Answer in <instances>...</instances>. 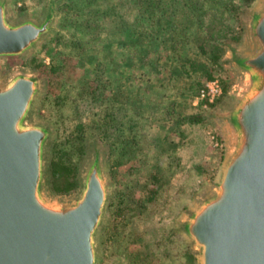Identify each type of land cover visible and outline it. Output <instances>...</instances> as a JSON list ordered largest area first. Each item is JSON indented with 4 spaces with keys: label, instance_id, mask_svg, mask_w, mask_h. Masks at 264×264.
Returning a JSON list of instances; mask_svg holds the SVG:
<instances>
[{
    "label": "rangeland",
    "instance_id": "1",
    "mask_svg": "<svg viewBox=\"0 0 264 264\" xmlns=\"http://www.w3.org/2000/svg\"><path fill=\"white\" fill-rule=\"evenodd\" d=\"M0 2L6 4L13 24L27 21L43 24L54 16L49 33L27 54L0 60L2 84L7 85L20 76L33 77L39 84L26 124L49 132L44 149V200L59 208L75 206L83 196L87 176L98 159L110 201L96 237L97 264H201L200 254L187 233V224L216 194L226 163L236 149L237 135L232 118L252 83L238 60L250 50L249 31L262 0H231L236 9L222 18V24L219 21L221 32L212 33L216 39L229 38L224 57L213 72L214 78L222 81L225 91L222 98L205 111L195 109L194 103L187 108L189 98L212 81L203 71L192 75L196 84L189 92L185 90L187 80L183 76L179 88L184 90L181 92L186 98L178 110L172 105L181 98V92L169 79L170 59L174 53L195 59L197 49L192 39L182 41L176 52L162 45L163 40H160L161 48L150 54L151 66H127L134 51L126 44L130 37L128 29L137 19L131 0H102V11L116 8L118 18L126 16L127 23L101 19L96 13L98 8L91 5L94 0ZM70 3H78L79 9L67 7ZM91 10L94 11L90 14ZM218 10L217 5L212 9L216 19L221 17ZM71 22L78 23L71 25ZM211 23H214L213 18ZM230 28L237 32V37H227ZM98 73H103L100 84L96 81ZM98 84L102 103L93 102L91 96L83 94L84 89L94 90ZM113 85H124L119 92L121 95L122 92L133 93L142 98L140 109L138 105L127 104L124 97L112 89ZM137 109L142 110V115L135 114ZM106 111L116 113V120L122 121L129 115L139 121V128L134 131L138 139L135 147L131 149L118 143L116 137L104 135L100 125H94L101 122ZM183 113H199L204 119L184 123ZM126 121L124 131L130 138L132 130ZM119 158H123L124 165H115ZM54 165L70 168L69 180L76 177L79 187L68 194L55 193L57 187L67 185V176L62 172L55 178ZM152 176L158 177L157 184L151 181ZM153 189L159 190L157 199L147 203L146 209L128 212L119 225V233L107 244L108 226L115 213L112 205L118 193L134 191L136 201L145 203ZM138 235L140 239L134 242Z\"/></svg>",
    "mask_w": 264,
    "mask_h": 264
},
{
    "label": "water",
    "instance_id": "2",
    "mask_svg": "<svg viewBox=\"0 0 264 264\" xmlns=\"http://www.w3.org/2000/svg\"><path fill=\"white\" fill-rule=\"evenodd\" d=\"M238 62L251 88L233 114L236 149L216 194L187 224L201 264H264V0ZM43 24H13L0 2V60L27 54L49 33ZM38 81L0 82V264H97L96 237L110 201L97 159L75 206L54 207L43 196L49 132L26 124Z\"/></svg>",
    "mask_w": 264,
    "mask_h": 264
},
{
    "label": "trees",
    "instance_id": "3",
    "mask_svg": "<svg viewBox=\"0 0 264 264\" xmlns=\"http://www.w3.org/2000/svg\"><path fill=\"white\" fill-rule=\"evenodd\" d=\"M102 4V0H94V2L91 4L98 8H96V13H99V17H101V19H105L107 22H110V20H117L119 23H127L126 16L123 15L118 18V14H116V8H110L108 11H102ZM130 4L132 5V9L137 11V19H135L134 24L128 29V35L130 37L126 41V44L132 46L134 51H132V54L129 56L130 59L127 63V66H138L141 68L151 66L152 62L149 60L150 54H152L153 51H156L158 48H161V44H159L160 40H163L162 45H165L176 52L177 47L183 43L182 41L185 43L188 41L187 38H189L192 39L191 42L194 43L195 48L197 49V57L195 59H191L174 53V56L170 59L169 63V79L174 81V86L180 92H184L182 88H179L181 85V82L179 81L183 80V76H186L187 81L185 83V90L188 92L191 91L194 87V84H196L192 80V75L199 71H203L205 74H207L209 80L215 79L213 75V72L215 71L214 68L220 64L222 58L224 57L225 43L228 42L229 38L225 41L216 39L212 33L218 30L221 32V27L219 28V26L222 24V18L225 19V16H230L231 13H233V11L236 9V5L233 4L231 0H131ZM215 5H217L219 10L222 11L221 13L218 10V13L221 15V17L217 18L218 20L212 12V9ZM67 7H71V9L74 7L78 10L79 4L70 3L67 4ZM93 11L94 10H91L90 14ZM212 18L214 23H211ZM75 23L71 22V25H75ZM83 24L86 25V21L83 22ZM226 35L227 37L234 38L237 37V32L233 28H230L226 32ZM178 37L186 39L179 40ZM199 58H201L202 61L199 60ZM102 76L103 73H98L96 81L99 84L101 82ZM99 84L94 88V90L84 89L83 92L84 95L91 96V100L96 103L103 102L102 94L98 92L100 90ZM122 86L113 85L112 89L115 92L118 91L119 93ZM182 92L181 98L179 99L180 101H175L172 104L176 106L177 110L178 106H180V103H183L184 98H186ZM199 92L189 98L187 108L189 107V104L193 105ZM120 96L124 97V100H126L127 104L138 105V109H140L139 103H141L142 98L139 96H134L133 93L125 94V92H122V95L120 94ZM113 101L116 102V98H113ZM138 109L136 110L135 114L138 116L142 115V110ZM195 109L200 110V108L197 107H195ZM108 111L105 112L101 122H98V124L95 123L94 125H100V129L104 130V135L116 137L115 141L118 143H122L124 146L126 144L127 146H130L131 149L132 147H135L137 145L138 139L136 135H134V131H137L139 128V121L133 120L129 115H125V119H127L126 123L130 124L129 129L132 130L129 134V136L132 137L128 138V135H126L124 131L125 119L122 121L120 119L116 120V113L113 114ZM203 119V115L199 113H183L182 116V121L184 123H198L203 121ZM116 132L118 133L117 135L115 134ZM115 165H124L123 158L116 160ZM62 172L67 176V185L62 188L57 187L55 190V193L61 195L71 193L72 190L74 191L79 187L76 177H73L72 180H69L72 177L70 168L66 166L54 165L53 174L55 178H58V175ZM158 180V177L152 176L151 181H153L154 184H157ZM149 193L148 200L145 202L146 204L136 201L134 191L128 190L118 193V197L116 196L117 199L112 205V208L114 207L113 212L115 213L110 225L108 226V231L106 234L108 240L107 244L113 242L114 236L116 237L119 233V225L121 222H123V219L127 216L128 212H132L137 209H146L147 203H152L157 199L159 190L153 189ZM138 239H140V235L135 236L134 242H137Z\"/></svg>",
    "mask_w": 264,
    "mask_h": 264
},
{
    "label": "built area",
    "instance_id": "4",
    "mask_svg": "<svg viewBox=\"0 0 264 264\" xmlns=\"http://www.w3.org/2000/svg\"><path fill=\"white\" fill-rule=\"evenodd\" d=\"M223 95L224 85L220 79L216 78L207 83L200 91L194 101V106L204 111L209 110L222 98ZM213 139L215 140V136L212 137V140Z\"/></svg>",
    "mask_w": 264,
    "mask_h": 264
}]
</instances>
